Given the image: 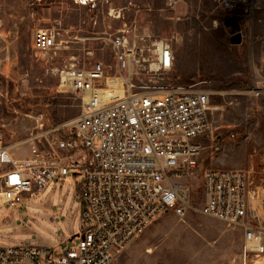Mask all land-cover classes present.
I'll use <instances>...</instances> for the list:
<instances>
[{"label":"rangeland","instance_id":"rangeland-1","mask_svg":"<svg viewBox=\"0 0 264 264\" xmlns=\"http://www.w3.org/2000/svg\"><path fill=\"white\" fill-rule=\"evenodd\" d=\"M41 30L56 35V49L34 50V37ZM123 30L146 37L149 43L172 42L175 61L170 72L133 78L136 86L148 85L150 95H162L170 87L220 82L212 86L221 95L212 98V105L223 107L215 120L219 126L236 125L239 142L246 138L238 160L245 161L244 168L253 165L260 173L264 157V0H100L94 10L73 0H0V131L15 159L25 161L32 148L46 151L69 139L64 126L80 115L82 97L61 87L56 71L68 62L89 68L101 63L109 82L119 78L111 40ZM238 37L241 43L234 44ZM228 135L221 129L217 132L223 139ZM211 141L202 139L206 145ZM239 142L227 144L238 149ZM84 154L79 169L59 182L54 206L46 203L49 190L14 211L3 208L0 196V242L16 234L21 237L11 242L42 244L35 234L42 228L53 227L61 238L67 226L74 236L82 233L75 209L70 210L74 193L84 181ZM221 160L237 161V157L221 156ZM198 163L192 175L180 180L192 191L185 216L161 215L113 264H244L242 230L200 212L205 203L204 172L228 168L216 160L213 150H207ZM59 199L65 202L63 206L58 205ZM46 206L54 213L47 219ZM4 214L10 227L1 223ZM52 239L57 242L56 252L80 240L70 241L71 237L58 243L57 237ZM247 263L264 264V254L248 258Z\"/></svg>","mask_w":264,"mask_h":264},{"label":"built area","instance_id":"built-area-1","mask_svg":"<svg viewBox=\"0 0 264 264\" xmlns=\"http://www.w3.org/2000/svg\"><path fill=\"white\" fill-rule=\"evenodd\" d=\"M73 2L94 10L100 0ZM111 42L119 78L109 82L101 63L89 68L68 62L56 71L61 87L82 97L81 113L64 126L70 137L59 148L34 147L27 160L19 161L0 131V189L3 206L11 211L40 199L55 181L77 171L74 152L87 153L81 166L80 240L60 252L45 246L0 247V264H113L161 215L185 216L192 191L180 180L197 170L207 150L220 152L215 120L219 109L211 103L221 96L212 89L220 82L150 95L146 91L151 88L136 86L133 78L170 72L175 61L172 42L149 43L129 30ZM56 47L53 32H37L34 50L47 53ZM137 89L142 94H134ZM205 137L212 140L210 145L202 142ZM260 173L251 165L203 175L205 203L200 212L242 230L244 264L264 254V157Z\"/></svg>","mask_w":264,"mask_h":264},{"label":"crops","instance_id":"crops-1","mask_svg":"<svg viewBox=\"0 0 264 264\" xmlns=\"http://www.w3.org/2000/svg\"><path fill=\"white\" fill-rule=\"evenodd\" d=\"M219 93V92H218ZM218 107V106H217ZM223 107H218L219 111ZM218 111V112H219ZM217 125L219 126V124L217 123ZM219 128L221 130H223L225 133L227 132L228 137L226 139H223V137L219 136V141L217 143L219 149H220V152H213V156H216V160L217 161H220V163H222V165H224L226 168H238V169H242L246 166V163L244 160H238V158L240 157V154H241V151L242 150V144H244L246 141V138L239 142V140L241 139V134L239 132H235V128H236V125H233V124H230V123H224V124H220ZM234 134L236 136L235 140H231L230 139V136ZM228 141H232V142H239L241 147L240 148H235V145H231V146H228ZM64 142L60 143L57 148L60 147L61 144H63ZM85 151H82V150H77L76 152H74V154L76 155V159L77 161L79 162V159H82L83 157H86V154H84ZM221 156H225V158H229V157H237V161L234 160V161H225L223 162L221 160ZM242 156V155H241ZM14 157V155H13ZM263 157V156H262ZM15 158V157H14ZM29 158V157H28ZM86 161V160H85ZM85 161L83 163H85ZM75 175H78L75 173ZM65 178L63 179H60V180H57L55 181L48 189L47 191L49 190L48 194H47V197H46V203L47 205L48 204H51L52 206H54V204L56 203V194L57 192L60 190V183L61 181H63ZM81 187H82V183L80 184V186L76 189L75 193H74V202L72 204V207H71V210L70 212H72L74 209L76 211V214H77V218L80 220V212H81V206H82V200H81ZM46 191V192H47ZM46 192L44 193V195L46 194ZM43 195V196H44ZM42 196V197H43ZM41 197V198H42ZM40 198V199H41ZM78 200L77 203H75V200ZM28 202V201H27ZM26 202V203H27ZM65 202L63 201L62 202V199H59L58 201V205L59 206H63ZM4 208V206H3ZM9 211H11L9 209ZM44 218H48L50 216H53L54 213L52 212L51 208L49 206H46L44 207ZM6 220H7V215L4 214V219L1 221L3 225V227H10L9 224H6ZM81 223V221H80ZM82 225V223H81ZM82 228H83V225L80 226V231L82 232ZM67 229H68V232L67 233H64L63 237H59L58 236V233H55V229L52 227L50 229L48 228H42L40 229L41 233H35L37 234L39 237H40V240H41V243L42 244H39V243H35L37 245H33V246H45V247H50L52 249L55 250V248L53 247L54 245L57 244V242H53L51 240H53L52 238L55 236L58 238V243H63L64 241H66L67 238H71L72 239L70 241H72L75 237H79L81 235H78V236H74V233H72V228H70L69 226H67ZM32 233H30L29 235H27V237H31ZM11 237H6V238H3L1 239V244L0 247H17V246H25L24 245V242L20 241V240H14L15 242H11L13 241V238H17V237H21V235H16V234H11L9 235ZM4 243V244H3ZM48 244H53V245H48ZM63 249V248H62ZM61 249V250H62Z\"/></svg>","mask_w":264,"mask_h":264},{"label":"water","instance_id":"water-1","mask_svg":"<svg viewBox=\"0 0 264 264\" xmlns=\"http://www.w3.org/2000/svg\"><path fill=\"white\" fill-rule=\"evenodd\" d=\"M241 43V39L240 37H238V39L234 42V44H240Z\"/></svg>","mask_w":264,"mask_h":264},{"label":"bare ground","instance_id":"bare-ground-1","mask_svg":"<svg viewBox=\"0 0 264 264\" xmlns=\"http://www.w3.org/2000/svg\"><path fill=\"white\" fill-rule=\"evenodd\" d=\"M0 196H1V194H0Z\"/></svg>","mask_w":264,"mask_h":264}]
</instances>
